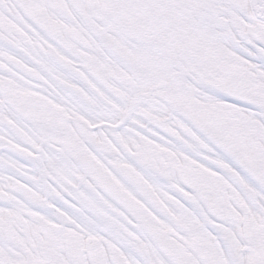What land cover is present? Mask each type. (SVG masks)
<instances>
[{
	"label": "snow or ice",
	"instance_id": "6c2138e0",
	"mask_svg": "<svg viewBox=\"0 0 264 264\" xmlns=\"http://www.w3.org/2000/svg\"><path fill=\"white\" fill-rule=\"evenodd\" d=\"M0 264H264V0H0Z\"/></svg>",
	"mask_w": 264,
	"mask_h": 264
}]
</instances>
